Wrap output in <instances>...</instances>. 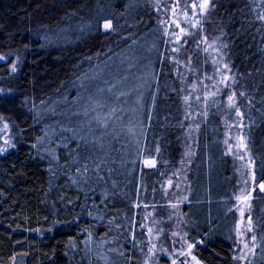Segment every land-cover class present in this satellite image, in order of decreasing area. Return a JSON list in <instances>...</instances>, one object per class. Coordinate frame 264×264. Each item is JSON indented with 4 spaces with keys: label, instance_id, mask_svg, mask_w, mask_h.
I'll return each instance as SVG.
<instances>
[{
    "label": "trees",
    "instance_id": "16d2710c",
    "mask_svg": "<svg viewBox=\"0 0 264 264\" xmlns=\"http://www.w3.org/2000/svg\"><path fill=\"white\" fill-rule=\"evenodd\" d=\"M170 3L185 10L177 41L161 16ZM200 4L0 0V128L11 137L0 151V264H110L109 238L136 244L118 264H140L148 214L172 200L203 264H239L235 207L246 170L225 142L220 94L200 96L218 68L222 95L231 85L239 97L253 168L248 264H264V0ZM144 37L155 48L143 63L138 131L109 133L83 112L93 89L107 93L87 76ZM195 109L204 112L196 120Z\"/></svg>",
    "mask_w": 264,
    "mask_h": 264
},
{
    "label": "rangeland",
    "instance_id": "374dc122",
    "mask_svg": "<svg viewBox=\"0 0 264 264\" xmlns=\"http://www.w3.org/2000/svg\"><path fill=\"white\" fill-rule=\"evenodd\" d=\"M198 3H204V0H198ZM170 5L169 9L168 7H163L161 16L165 18L168 15L165 28L166 35L170 36L172 41H177L180 38L182 29L179 16L181 14L184 16L185 10L180 5L176 6L175 3H170ZM154 48L155 39L148 40L144 37L141 43L134 45L129 50L121 51L116 57L109 59L99 69H95L94 72L87 76L88 78L103 80L107 89V93H101V90L97 91L96 88L85 96L83 112L93 125L99 124L107 132L110 133L112 131L125 137L137 133L142 118L144 90L142 73L147 69L144 68L143 63L144 60L150 58ZM216 73L217 76L215 80H212L211 88L204 87V90L200 92V96H205L202 97V101L205 103L214 94L216 96L220 94L222 99L220 96L216 97L220 99L217 102L214 101L215 106L216 103L220 105L223 102V111L230 113V117L225 119L228 122L225 129V142L229 143L230 152L235 155L242 164V168L246 170L242 180L243 186L235 207L238 214L236 227L238 238L237 258L239 264H248L249 257L254 249V234L251 221L253 168L249 161L247 145L243 136L244 129L240 117L241 108L237 105L239 97L237 98L235 92L231 90V85L227 86L228 91L225 95H222V87L225 83L221 79V68H218ZM226 77L229 78V76ZM229 97H232L231 101H229ZM201 113H204L203 110L195 109L191 119L196 120L198 114ZM10 145L11 137L8 136L7 129L1 127L0 149L5 151ZM147 161L152 163H146ZM142 162L146 167H152L156 164L153 158H144ZM245 188L247 190L244 192ZM261 190L264 189L261 188ZM160 207L162 210L160 216L157 217L155 215V207L148 214L146 249L142 254L140 264H173V262L175 264H203L195 256L193 245L187 241L181 229L176 202L174 200L167 201ZM108 242V244L107 241L102 243L105 245V255L110 258V264H118L121 256L126 255L129 257L135 250L136 244L133 241L126 242L128 248L118 244L115 239L109 238ZM104 245H99V247H104ZM190 245L191 247H189ZM139 254L141 253L139 252Z\"/></svg>",
    "mask_w": 264,
    "mask_h": 264
},
{
    "label": "snow or ice",
    "instance_id": "6c2138e0",
    "mask_svg": "<svg viewBox=\"0 0 264 264\" xmlns=\"http://www.w3.org/2000/svg\"><path fill=\"white\" fill-rule=\"evenodd\" d=\"M207 6H208V0H204V3L200 4V5H199V8H200L201 10H203V9H205ZM192 7H193V8H196L197 5H196V4H193ZM173 10H175V9H173ZM260 19H264V16L260 17ZM104 27H105V29H109V28H111V24H110V23H105ZM183 31H184V30L181 29V32H183ZM13 70H15V69H13ZM225 79H227V77H225ZM231 100H232V97H229V101H231ZM5 128H7V125H5ZM2 150H3V149H0V151H2ZM146 163H152V162H151V161H147ZM261 188L264 189V185H261ZM189 247H191V245H190ZM173 264H175V262H173Z\"/></svg>",
    "mask_w": 264,
    "mask_h": 264
}]
</instances>
